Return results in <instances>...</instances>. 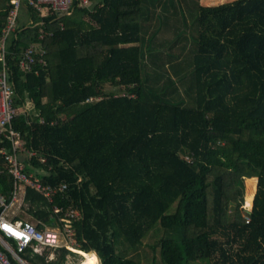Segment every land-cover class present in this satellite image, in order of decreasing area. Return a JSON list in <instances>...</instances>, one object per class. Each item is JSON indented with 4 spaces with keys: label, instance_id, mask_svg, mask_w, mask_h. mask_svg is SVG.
Listing matches in <instances>:
<instances>
[{
    "label": "trees",
    "instance_id": "trees-1",
    "mask_svg": "<svg viewBox=\"0 0 264 264\" xmlns=\"http://www.w3.org/2000/svg\"><path fill=\"white\" fill-rule=\"evenodd\" d=\"M26 7L32 22L8 42L13 128L36 152L26 172L66 187L50 199L27 186L10 214L63 228L79 210L88 264L94 251L100 264H264V0H92L58 19ZM11 8L0 0V37ZM32 43L47 65L26 71Z\"/></svg>",
    "mask_w": 264,
    "mask_h": 264
},
{
    "label": "built area",
    "instance_id": "built-area-1",
    "mask_svg": "<svg viewBox=\"0 0 264 264\" xmlns=\"http://www.w3.org/2000/svg\"><path fill=\"white\" fill-rule=\"evenodd\" d=\"M22 2L33 7L43 17L56 14V19H58L61 16L72 14L76 7L89 6L92 0H11L12 8L0 37V62L2 65L0 70V140H8L11 143V148L3 146L1 153L8 163V170L14 179L15 189L11 202H7L6 198L0 194V207H3L0 214V264H29L22 256L28 247L40 255H44L46 251L56 252L55 256L48 255L49 260L55 259L60 250L64 248L74 253H78L77 251L80 249L73 225V219L81 215L79 210L70 209L65 214L62 218L65 221L63 228L39 229L34 222L14 218L10 214L16 204L20 205L23 202V192L27 186L41 191L50 199L54 193L62 191L66 187L65 184L44 185L36 174L26 172L25 159L35 156L36 152L26 148L20 133L13 128V119L17 109L14 105L15 89L9 80L11 72L8 42L12 35L15 38L17 36V21ZM60 24L63 25V23ZM44 35L41 33L39 37L43 38ZM45 54L46 48L42 44L32 43L21 50L19 65L26 71L37 70V66L47 65ZM41 160L45 161L44 158ZM56 210L60 212V209ZM246 218L249 221V217L246 216Z\"/></svg>",
    "mask_w": 264,
    "mask_h": 264
},
{
    "label": "rangeland",
    "instance_id": "rangeland-1",
    "mask_svg": "<svg viewBox=\"0 0 264 264\" xmlns=\"http://www.w3.org/2000/svg\"><path fill=\"white\" fill-rule=\"evenodd\" d=\"M32 22V18L30 16V12L29 10L27 9L26 5L24 2H22L21 4V7H20V10H19V18H18V25L19 26H24V25H27L30 24ZM183 65V64H182ZM169 69L170 71H174L175 70L173 69L172 67V64L169 65ZM186 69V66L183 65V68L181 70H179L180 72L182 71H185ZM112 86L110 84H107L106 85V89H111ZM28 105H30V103H28ZM246 189H245V203L243 204L244 206L246 205L247 206V200H246V195H248V186H247V179H246ZM248 207V206H247ZM249 208H251V206H249ZM15 213L19 214L20 211L17 210V209H14ZM25 217L27 218V220L31 221V222H34V220H31V218H29L28 215H25ZM148 252L152 255V251L147 248ZM51 254H53L55 256L56 252L55 253H49L50 257H51ZM67 261H66V264H88V260H87V256L86 254H82V253H75V254H68L67 256ZM100 263V261H99Z\"/></svg>",
    "mask_w": 264,
    "mask_h": 264
},
{
    "label": "crops",
    "instance_id": "crops-1",
    "mask_svg": "<svg viewBox=\"0 0 264 264\" xmlns=\"http://www.w3.org/2000/svg\"><path fill=\"white\" fill-rule=\"evenodd\" d=\"M200 1L204 5H214V4H219V3L228 2L232 0H200Z\"/></svg>",
    "mask_w": 264,
    "mask_h": 264
},
{
    "label": "bare ground",
    "instance_id": "bare-ground-1",
    "mask_svg": "<svg viewBox=\"0 0 264 264\" xmlns=\"http://www.w3.org/2000/svg\"><path fill=\"white\" fill-rule=\"evenodd\" d=\"M77 252L82 253V254H87L86 252L82 251L81 249H79ZM89 255H91V254H89ZM91 256H93L95 258L96 264H99L100 259H99L98 255L95 251H94V255H91Z\"/></svg>",
    "mask_w": 264,
    "mask_h": 264
},
{
    "label": "water",
    "instance_id": "water-1",
    "mask_svg": "<svg viewBox=\"0 0 264 264\" xmlns=\"http://www.w3.org/2000/svg\"><path fill=\"white\" fill-rule=\"evenodd\" d=\"M22 159H24V157H22ZM100 264V263H99Z\"/></svg>",
    "mask_w": 264,
    "mask_h": 264
}]
</instances>
